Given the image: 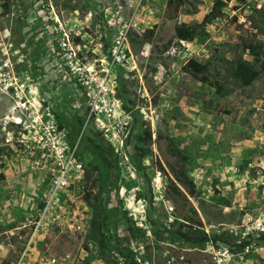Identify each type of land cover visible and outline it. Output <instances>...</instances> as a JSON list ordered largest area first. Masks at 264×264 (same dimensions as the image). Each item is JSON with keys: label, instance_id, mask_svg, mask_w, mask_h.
Here are the masks:
<instances>
[{"label": "rangeland", "instance_id": "1", "mask_svg": "<svg viewBox=\"0 0 264 264\" xmlns=\"http://www.w3.org/2000/svg\"><path fill=\"white\" fill-rule=\"evenodd\" d=\"M214 1L0 0V264H264V69L235 75L264 64V0L175 36ZM52 121L69 145L87 125L113 167H84L35 231Z\"/></svg>", "mask_w": 264, "mask_h": 264}, {"label": "trees", "instance_id": "2", "mask_svg": "<svg viewBox=\"0 0 264 264\" xmlns=\"http://www.w3.org/2000/svg\"><path fill=\"white\" fill-rule=\"evenodd\" d=\"M176 3H183L184 0H173ZM241 1V0H237ZM225 1L215 0L211 8L207 13L204 14L200 22L185 23L181 22L174 27L175 36L182 40H189L197 36L207 35L206 26L210 24L214 19L221 17L223 13V7ZM248 52L255 56H261L263 49L260 44L248 43L243 46ZM184 67L190 70L194 75L199 76L201 80H206V74L209 70L210 63L208 61L202 63L195 59H188L184 64ZM264 69V64L260 70L255 69L248 61L239 57L236 64L235 75L244 83L251 84L255 79L258 78L260 71ZM61 121V117H58ZM84 120L78 118V123L82 125ZM77 123V121H75ZM88 129V133L85 134V130ZM71 143L74 144L77 139L75 135H70ZM82 141H84L82 143ZM77 155L80 157L84 167L87 170L96 171L99 173L102 179H107L110 171L113 167L111 161H109L102 152V146L100 140L93 138L90 128L85 125L82 131L81 137L77 141ZM183 182L190 184L193 188V184L189 177L184 173H180Z\"/></svg>", "mask_w": 264, "mask_h": 264}, {"label": "built area", "instance_id": "3", "mask_svg": "<svg viewBox=\"0 0 264 264\" xmlns=\"http://www.w3.org/2000/svg\"><path fill=\"white\" fill-rule=\"evenodd\" d=\"M137 5L138 7L144 6L141 2ZM38 128L42 129L45 136L44 139H36L39 143L38 146L42 149L40 157L45 159V167H47L45 178L42 181L47 180L48 182L43 190L39 188L34 193L40 204L38 213L31 221L32 228L35 231L50 223L61 222L60 214L56 211L62 206V198L70 194V186L75 177L77 175L79 177L84 171V165L77 155L76 145L78 140L69 145L64 139L66 134L62 132L63 134L60 136L53 121L52 124H49L51 131L49 128L46 130L45 127L38 126ZM22 259L20 258L13 264H25ZM50 263L55 264L56 258L51 257Z\"/></svg>", "mask_w": 264, "mask_h": 264}, {"label": "bare ground", "instance_id": "4", "mask_svg": "<svg viewBox=\"0 0 264 264\" xmlns=\"http://www.w3.org/2000/svg\"><path fill=\"white\" fill-rule=\"evenodd\" d=\"M20 120H17L16 122H21L22 120H21V118H19Z\"/></svg>", "mask_w": 264, "mask_h": 264}, {"label": "clouds", "instance_id": "5", "mask_svg": "<svg viewBox=\"0 0 264 264\" xmlns=\"http://www.w3.org/2000/svg\"><path fill=\"white\" fill-rule=\"evenodd\" d=\"M18 123H20V122H18Z\"/></svg>", "mask_w": 264, "mask_h": 264}]
</instances>
